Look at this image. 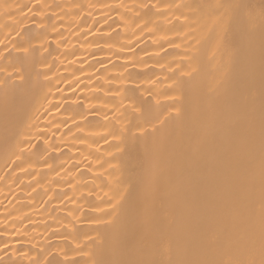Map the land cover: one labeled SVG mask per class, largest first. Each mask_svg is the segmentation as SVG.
Instances as JSON below:
<instances>
[{
    "label": "bare ground",
    "instance_id": "bare-ground-1",
    "mask_svg": "<svg viewBox=\"0 0 264 264\" xmlns=\"http://www.w3.org/2000/svg\"><path fill=\"white\" fill-rule=\"evenodd\" d=\"M0 264H264V0H0Z\"/></svg>",
    "mask_w": 264,
    "mask_h": 264
},
{
    "label": "snow or ice",
    "instance_id": "snow-or-ice-1",
    "mask_svg": "<svg viewBox=\"0 0 264 264\" xmlns=\"http://www.w3.org/2000/svg\"><path fill=\"white\" fill-rule=\"evenodd\" d=\"M227 7H229V8H232V7L241 8V7H243V5L242 4H238V5H227Z\"/></svg>",
    "mask_w": 264,
    "mask_h": 264
}]
</instances>
